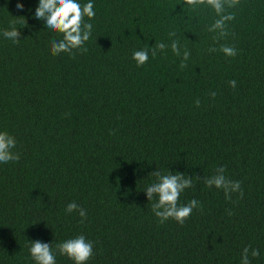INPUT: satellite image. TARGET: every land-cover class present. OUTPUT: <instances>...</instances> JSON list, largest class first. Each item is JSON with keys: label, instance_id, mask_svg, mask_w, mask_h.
Listing matches in <instances>:
<instances>
[{"label": "trees", "instance_id": "trees-1", "mask_svg": "<svg viewBox=\"0 0 264 264\" xmlns=\"http://www.w3.org/2000/svg\"><path fill=\"white\" fill-rule=\"evenodd\" d=\"M94 3L88 51L53 56L50 41L62 37L33 19L38 0H0V132L20 154L0 163V264H34L29 240L55 248L80 234L95 242L88 264H241L249 246L260 250L251 264H264V0L228 9L236 18L218 43L210 8ZM12 21L19 43L3 36ZM172 31L191 52L185 68ZM160 42L166 51L137 67L133 52ZM218 167L241 182L242 199L205 186ZM157 169L193 177L180 203L203 207L183 225L152 213L143 191ZM73 201L87 211L83 224L65 212ZM57 264L73 261L57 255Z\"/></svg>", "mask_w": 264, "mask_h": 264}, {"label": "clouds", "instance_id": "clouds-1", "mask_svg": "<svg viewBox=\"0 0 264 264\" xmlns=\"http://www.w3.org/2000/svg\"><path fill=\"white\" fill-rule=\"evenodd\" d=\"M241 4V0H183L182 8H188L192 11H197L200 8H210L215 12L216 19L207 27V31L217 33L213 37L214 43H218L220 39L229 35L228 24L235 20L234 12L228 9L237 8ZM17 9L24 10L23 3H17ZM32 10L29 9V12ZM94 0H38V6L35 9L33 19L43 22L44 30L59 34L60 39H52L50 41V51L53 56H58L61 53H67L74 56L78 50L81 53L88 51L85 46L93 35V21L96 18ZM23 17V16H20ZM189 19H191L189 17ZM16 21L10 22V30L5 29L3 36L11 40L13 43H19L21 32L15 27ZM171 39V50L177 56L182 55L181 68L187 67V61L190 59L191 52L185 48L181 53L180 39L175 31L169 32ZM175 38V39H173ZM169 45L160 42L152 46H145L142 49L135 50L132 54L137 67H143L151 55L155 58L158 52H165ZM209 53L216 52L215 47H209ZM227 57H235L237 50L233 46L221 44L219 47ZM230 87L236 88L235 80L229 81ZM212 98H215L216 93L212 92ZM196 106H200V100H196ZM17 146L16 138L10 135L7 131L0 132V163L19 162L20 154L14 152ZM224 167H218L216 174L211 177H204V184L208 188L215 186L217 189H222L225 198L229 201L232 199V193L239 192L240 198H243V190L241 189L240 181L230 180L224 173ZM149 176L154 177L153 183L148 185L143 192L147 194L148 201H155L151 205L152 213L157 217L159 223L163 224L168 220H174L178 224L183 225L191 218L194 209L202 210V205L196 199L190 200L186 204L180 203L181 194L185 190L193 188V177L185 173L176 171L175 173L169 170L163 172L157 169L149 173ZM195 179H201L200 176H195ZM66 214L78 212L81 217L80 223H84L87 219V211L76 202H71L65 209ZM37 224V223H36ZM95 242L80 234L73 238L66 239L55 244L53 242L45 243L40 240H29L28 251L31 260L34 264H57V255L65 256L73 261V264H88L95 256ZM249 252L253 258L260 256V250L245 247L241 256V264H251Z\"/></svg>", "mask_w": 264, "mask_h": 264}]
</instances>
